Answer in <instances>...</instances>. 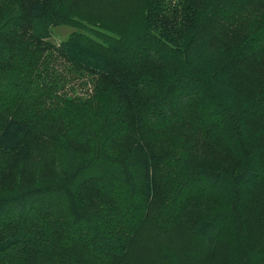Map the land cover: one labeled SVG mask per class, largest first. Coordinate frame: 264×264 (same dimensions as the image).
I'll return each mask as SVG.
<instances>
[{"label": "trees", "instance_id": "16d2710c", "mask_svg": "<svg viewBox=\"0 0 264 264\" xmlns=\"http://www.w3.org/2000/svg\"><path fill=\"white\" fill-rule=\"evenodd\" d=\"M0 264H264V0H0Z\"/></svg>", "mask_w": 264, "mask_h": 264}, {"label": "rangeland", "instance_id": "374dc122", "mask_svg": "<svg viewBox=\"0 0 264 264\" xmlns=\"http://www.w3.org/2000/svg\"><path fill=\"white\" fill-rule=\"evenodd\" d=\"M73 30L75 29L67 25L55 26L53 27L50 40L55 43H58L61 39L66 38L69 35V33H71Z\"/></svg>", "mask_w": 264, "mask_h": 264}]
</instances>
